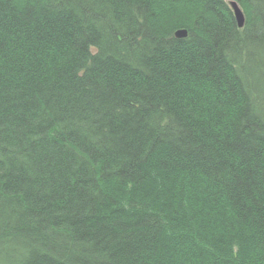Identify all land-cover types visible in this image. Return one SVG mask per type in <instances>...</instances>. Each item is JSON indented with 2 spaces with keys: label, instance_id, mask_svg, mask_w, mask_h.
<instances>
[{
  "label": "trees",
  "instance_id": "16d2710c",
  "mask_svg": "<svg viewBox=\"0 0 264 264\" xmlns=\"http://www.w3.org/2000/svg\"><path fill=\"white\" fill-rule=\"evenodd\" d=\"M240 2L238 31L226 0H0V264H264Z\"/></svg>",
  "mask_w": 264,
  "mask_h": 264
},
{
  "label": "bare ground",
  "instance_id": "6f19581e",
  "mask_svg": "<svg viewBox=\"0 0 264 264\" xmlns=\"http://www.w3.org/2000/svg\"><path fill=\"white\" fill-rule=\"evenodd\" d=\"M226 4H227V7H228V10H230L231 12V17L235 23V28L239 31V30H242L244 27H245V24H246V20H245V13L243 11V8H242V5H241V2L240 0H226ZM243 16V20H244V25L243 27L241 26L240 24V21L238 20L239 17ZM242 27V28H241ZM179 31H184L186 32V36L183 38V39H179L176 37V33L179 32ZM173 37L177 40H186L188 39L189 37V34H188V30L186 29H181V30H175L173 33ZM237 36L241 38L240 34L237 33ZM243 42L242 41H237L235 42V44H242ZM98 49H92L90 50L92 56H95V54L97 53Z\"/></svg>",
  "mask_w": 264,
  "mask_h": 264
},
{
  "label": "water",
  "instance_id": "95a60500",
  "mask_svg": "<svg viewBox=\"0 0 264 264\" xmlns=\"http://www.w3.org/2000/svg\"><path fill=\"white\" fill-rule=\"evenodd\" d=\"M238 20L240 21V24L243 27V25H244L243 16L239 17ZM186 35L187 34L184 31L183 32L182 31H179V32L176 33V37L179 38V39H183Z\"/></svg>",
  "mask_w": 264,
  "mask_h": 264
}]
</instances>
